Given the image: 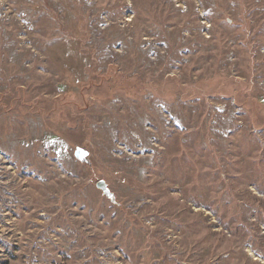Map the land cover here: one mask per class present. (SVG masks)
<instances>
[{
    "label": "rangeland",
    "instance_id": "1",
    "mask_svg": "<svg viewBox=\"0 0 264 264\" xmlns=\"http://www.w3.org/2000/svg\"><path fill=\"white\" fill-rule=\"evenodd\" d=\"M0 264H264V0H0Z\"/></svg>",
    "mask_w": 264,
    "mask_h": 264
},
{
    "label": "water",
    "instance_id": "2",
    "mask_svg": "<svg viewBox=\"0 0 264 264\" xmlns=\"http://www.w3.org/2000/svg\"><path fill=\"white\" fill-rule=\"evenodd\" d=\"M98 186H99L101 189H103L104 192H105L106 194L109 193V190H108V188H107V186H106V184H105L104 182H99V183H98Z\"/></svg>",
    "mask_w": 264,
    "mask_h": 264
}]
</instances>
